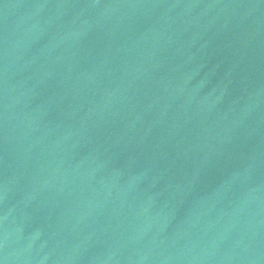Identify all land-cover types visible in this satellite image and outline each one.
<instances>
[{"label": "water", "instance_id": "95a60500", "mask_svg": "<svg viewBox=\"0 0 264 264\" xmlns=\"http://www.w3.org/2000/svg\"><path fill=\"white\" fill-rule=\"evenodd\" d=\"M0 264H264V0H0Z\"/></svg>", "mask_w": 264, "mask_h": 264}]
</instances>
